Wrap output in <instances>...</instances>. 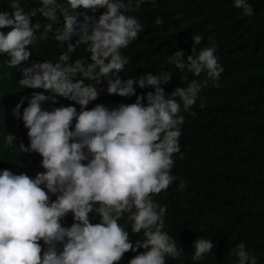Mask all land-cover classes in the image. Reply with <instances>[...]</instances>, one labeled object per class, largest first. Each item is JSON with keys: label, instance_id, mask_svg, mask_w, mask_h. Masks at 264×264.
<instances>
[{"label": "clouds", "instance_id": "clouds-1", "mask_svg": "<svg viewBox=\"0 0 264 264\" xmlns=\"http://www.w3.org/2000/svg\"><path fill=\"white\" fill-rule=\"evenodd\" d=\"M37 4L25 12L20 0H11V16L0 11V29H11L0 31V55H6L10 68L27 65L20 68L21 88L40 90L31 94L27 106L23 100L16 104L1 142L12 146L14 130H27V146L8 147L20 165L0 170V264H119L129 251L137 254L128 264L179 259L184 249L164 231L166 209L151 196L174 182L173 155L180 151L184 123L181 107L194 115L191 109L202 89L209 81L219 86L223 67L215 44L209 38L208 46L198 48L202 37L191 36V55L178 49L167 57L175 69L196 77L203 73L205 79L166 94L163 86L171 72L127 79L120 75L129 63L121 50L143 31L137 10L146 0ZM233 6L253 15L248 0H233ZM37 16L44 23L33 22ZM61 18L62 27L54 28ZM49 33L66 50L54 62L29 64L32 46L47 40ZM81 45L89 55L73 61L71 54ZM137 88L152 91L137 94ZM113 94L135 96V102L116 106ZM27 155L37 160L33 172L28 171L32 161ZM184 187L181 182L180 190ZM69 213L73 223L66 227L61 222ZM90 213L99 217L98 223L90 222ZM129 228L140 239L131 241ZM191 247L192 260L199 262L216 244L199 238ZM229 255L235 264H258L243 243Z\"/></svg>", "mask_w": 264, "mask_h": 264}, {"label": "trees", "instance_id": "trees-1", "mask_svg": "<svg viewBox=\"0 0 264 264\" xmlns=\"http://www.w3.org/2000/svg\"><path fill=\"white\" fill-rule=\"evenodd\" d=\"M10 3L11 0H0V11L11 16L14 9ZM248 3L254 10L252 16L235 8L233 0H155V4L146 0L137 10L143 31L121 50L129 58L120 73L123 79L148 72L154 75L171 72L170 82L163 86L166 94L177 87H186L194 79H205L203 73L196 77L181 72L167 60L178 49L191 55V36L202 37L198 48L208 46L211 38L223 67L219 86L209 81L202 89L200 99L191 109L194 115L181 107L180 115L185 122L181 126L180 151L173 155L174 182L151 196L166 209L164 231L184 249L179 259L168 258L166 264H235L236 258L229 251L241 243L258 257V264H264V0ZM20 6L27 12L38 4L37 0H20ZM77 11L94 14L85 9ZM157 19L163 23L156 24ZM36 20L44 23L39 16L33 22ZM62 25L61 18L54 28ZM10 30L0 29L5 33ZM52 37L49 33L47 40L32 46L29 64L54 62L66 50V45L60 46ZM88 55L81 45L71 59ZM23 66L27 65L10 68L6 55H0V170H10L9 164L20 165L8 147L19 149L21 143L25 146L29 143L24 126L12 133L15 137L12 146L1 143L11 127L9 121L16 104L23 100L22 105L27 106L31 94L40 91L19 86ZM136 91L142 94L152 89ZM110 97L116 106L135 102V96ZM201 103L204 107H200ZM42 107L46 109L44 104ZM27 156L32 161L28 171L33 172L37 160ZM181 182L185 185L183 190ZM89 219L92 223L99 222L95 213H90ZM61 223L70 226L71 213ZM120 223L128 227L124 219ZM128 230L131 241L140 239L141 234L133 235ZM199 238L212 239L216 247L202 261L194 262L191 246ZM40 243L43 247V241ZM136 254L125 253L119 264H128Z\"/></svg>", "mask_w": 264, "mask_h": 264}, {"label": "rangeland", "instance_id": "rangeland-1", "mask_svg": "<svg viewBox=\"0 0 264 264\" xmlns=\"http://www.w3.org/2000/svg\"><path fill=\"white\" fill-rule=\"evenodd\" d=\"M210 87V86H209ZM165 90V89H164ZM185 122V121H184ZM184 124V123H183ZM182 127H183V125H182Z\"/></svg>", "mask_w": 264, "mask_h": 264}]
</instances>
